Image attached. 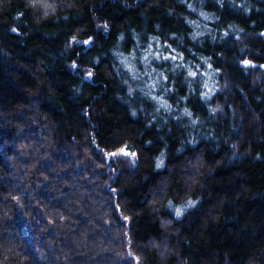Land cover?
Masks as SVG:
<instances>
[{
    "label": "trees",
    "instance_id": "obj_1",
    "mask_svg": "<svg viewBox=\"0 0 264 264\" xmlns=\"http://www.w3.org/2000/svg\"><path fill=\"white\" fill-rule=\"evenodd\" d=\"M0 264H264V0H0Z\"/></svg>",
    "mask_w": 264,
    "mask_h": 264
},
{
    "label": "snow or ice",
    "instance_id": "obj_2",
    "mask_svg": "<svg viewBox=\"0 0 264 264\" xmlns=\"http://www.w3.org/2000/svg\"><path fill=\"white\" fill-rule=\"evenodd\" d=\"M121 151H123V150H121ZM126 154V153H125Z\"/></svg>",
    "mask_w": 264,
    "mask_h": 264
}]
</instances>
